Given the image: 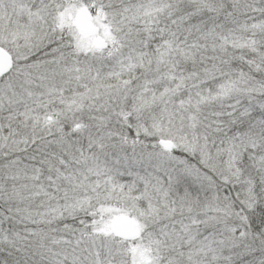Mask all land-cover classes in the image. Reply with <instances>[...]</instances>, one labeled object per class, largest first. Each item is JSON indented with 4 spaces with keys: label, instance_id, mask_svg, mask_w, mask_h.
<instances>
[{
    "label": "snow or ice",
    "instance_id": "6c2138e0",
    "mask_svg": "<svg viewBox=\"0 0 264 264\" xmlns=\"http://www.w3.org/2000/svg\"><path fill=\"white\" fill-rule=\"evenodd\" d=\"M0 264H264V0H0Z\"/></svg>",
    "mask_w": 264,
    "mask_h": 264
}]
</instances>
